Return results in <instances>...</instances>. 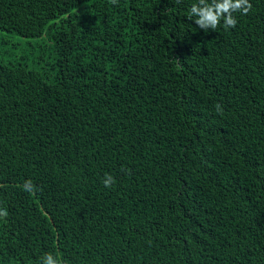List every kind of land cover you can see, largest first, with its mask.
<instances>
[{
	"label": "trees",
	"instance_id": "1",
	"mask_svg": "<svg viewBox=\"0 0 264 264\" xmlns=\"http://www.w3.org/2000/svg\"><path fill=\"white\" fill-rule=\"evenodd\" d=\"M249 3L204 31L199 0H0V264H264Z\"/></svg>",
	"mask_w": 264,
	"mask_h": 264
},
{
	"label": "clouds",
	"instance_id": "2",
	"mask_svg": "<svg viewBox=\"0 0 264 264\" xmlns=\"http://www.w3.org/2000/svg\"><path fill=\"white\" fill-rule=\"evenodd\" d=\"M113 4L117 3V0H111ZM252 5L249 0H199V4H193L190 10L189 19L193 16L197 17L194 23L202 30L212 29L215 30L220 21L223 19L225 28H234L236 26V19L233 17L234 12H241L247 15L251 10ZM219 109V106H217ZM113 177L107 175L104 180V186L110 187L114 183ZM24 190H34L32 181H26ZM7 211L0 210V217H6ZM43 264H60V262L54 258L51 254H47L43 258Z\"/></svg>",
	"mask_w": 264,
	"mask_h": 264
},
{
	"label": "rangeland",
	"instance_id": "3",
	"mask_svg": "<svg viewBox=\"0 0 264 264\" xmlns=\"http://www.w3.org/2000/svg\"><path fill=\"white\" fill-rule=\"evenodd\" d=\"M13 40L14 41H17V42H22V40L19 38V37H17V36H13ZM29 47V44H28V46H27V48ZM27 48H24L23 50L24 51H27ZM30 57V56H29Z\"/></svg>",
	"mask_w": 264,
	"mask_h": 264
}]
</instances>
